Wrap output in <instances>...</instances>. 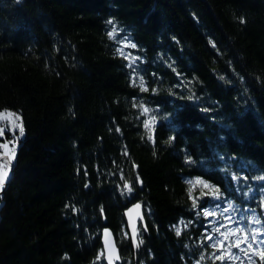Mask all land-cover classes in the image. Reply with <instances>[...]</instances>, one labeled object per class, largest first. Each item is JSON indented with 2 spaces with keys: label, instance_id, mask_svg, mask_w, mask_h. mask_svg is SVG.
I'll return each instance as SVG.
<instances>
[{
  "label": "trees",
  "instance_id": "1",
  "mask_svg": "<svg viewBox=\"0 0 264 264\" xmlns=\"http://www.w3.org/2000/svg\"><path fill=\"white\" fill-rule=\"evenodd\" d=\"M5 109L25 133L0 192V264H105L104 226L121 264H221L202 209L264 228V0H0ZM197 178L221 197L197 186L193 208Z\"/></svg>",
  "mask_w": 264,
  "mask_h": 264
},
{
  "label": "snow or ice",
  "instance_id": "2",
  "mask_svg": "<svg viewBox=\"0 0 264 264\" xmlns=\"http://www.w3.org/2000/svg\"><path fill=\"white\" fill-rule=\"evenodd\" d=\"M243 22V21H241ZM109 23H112L109 21ZM116 29L113 28L111 32L108 33V36L110 39H115ZM125 47H131L135 48V44H126ZM118 52L121 56H125L123 48L118 49ZM128 57L125 56V59ZM138 58H132V64L135 63V60ZM132 64H129V67H132ZM140 86L142 91H146L147 89L144 87V81L143 78H140ZM144 112H148V109L145 108ZM0 122H7V129L3 124H0V139H3L5 137V133L10 132L15 136L16 130H18L19 136H15V139L18 140L19 137H22L25 133L24 123L22 117L15 112L9 111L7 109L0 111ZM155 123V117L151 118V121H145L144 126L146 129L151 131V125ZM119 131V129H117ZM149 139H152L151 135L149 136ZM12 145L9 147V145ZM0 149H4L2 153H0V157H3L2 160H0V190H3L6 181L9 178L10 169L12 165V161L15 159L16 156V146L13 141H8L5 143H0ZM125 155H127V152H125ZM191 161H189L190 163ZM121 179H124L123 175H121ZM246 179V178H245ZM259 180H264V177H258ZM136 182L142 183L139 176L136 177ZM190 187L188 189L190 198L193 199V208H197L199 205L197 201L199 200V197H193L192 193L195 191L197 186H201L202 189H209V191H201V196H208L211 195L216 199H219L222 195L220 192V189L215 187L214 185L209 184L207 181H204L200 178H197L196 180L188 181L187 182ZM123 189L131 193L133 191V185L128 180L124 179ZM231 207V205H230ZM141 208L140 204L134 205V210L137 211V215H139V209ZM103 211V209H101ZM133 209L129 210V217L130 222L132 226V232H133V240L136 239V232L137 227L135 222L131 221V213ZM225 212L228 211V209L224 210ZM202 214L204 217H212L216 216L217 213L214 211H209L207 209H202ZM142 219V217H141ZM225 220H228L229 222L234 223V221H231L230 217H225ZM180 223H184L181 221ZM261 224V221L256 216L252 217L251 224L248 225L247 230H245L244 227H233V228H227V225H221L220 227L227 228V231H221L220 227L214 228V231L219 233V236L222 237V239H216L214 243L211 244V247L216 250L212 254V259L221 261V264L225 261L229 262H235L240 261V264H244V259H242L240 254H243V257L246 258L248 261V264H255L254 257L259 256L261 260V264H264V228H257L253 227L252 225H259ZM185 227L188 225L185 224ZM176 234L179 236L181 234V228L176 227ZM207 231V229H206ZM242 234L241 236H237L236 234ZM105 235V249L108 251V264H114L115 260H119V256L116 254L115 246L114 244L110 245V237L111 233L109 230L105 229L104 231ZM127 235V233H125ZM230 236L235 237L234 242H228ZM206 240H214V237L211 234H208L205 237ZM139 243H143V241H140ZM242 245H246V247H242ZM255 245V247H254ZM139 247V244L136 245ZM233 248L237 249V252H233ZM218 253V254H217ZM104 255L103 252L98 255L97 259H101V257ZM205 259V256L201 255L200 259L197 261V264H200L201 261Z\"/></svg>",
  "mask_w": 264,
  "mask_h": 264
},
{
  "label": "rangeland",
  "instance_id": "3",
  "mask_svg": "<svg viewBox=\"0 0 264 264\" xmlns=\"http://www.w3.org/2000/svg\"><path fill=\"white\" fill-rule=\"evenodd\" d=\"M0 111H3V110H0ZM9 111H10V110H9ZM12 112H13V111H12ZM15 113H18V112H15ZM18 114L20 115V113H18ZM20 116H21V115H20ZM0 124H3V125L6 127V129H7V127H8L7 122H0ZM15 136H19L18 130H16V132H15ZM15 136H14L12 133L6 131V133H5V137H4L3 139H0V143H5V142H8V141H13V142L15 143V146H16V154H17V150H18V140L15 139ZM22 137H23V136H22ZM22 137H19V138H22ZM11 146H12V145L10 144L9 147H11ZM3 151H4V149H0V153H2ZM15 157H16V156H15ZM2 159H3V157H0V160H2ZM14 160H15V159H14ZM14 160L12 161V163L14 162ZM10 176H11V169H10L9 178H10ZM9 178H8V180H9ZM8 180L6 181L5 185L7 184ZM4 187H5V186H4ZM1 191H2V190H0V192H1ZM135 202H140V201H135ZM135 202L130 203L127 207H125V209L128 208L131 204H133V203H135ZM140 203H141V202H140ZM141 204H142V203H141ZM0 205H1V201H0ZM125 209H124V210H125ZM124 210H123L122 213H123V217H124V220H125ZM142 210H143V217H144V225H143L141 222H139V226H138V229H137V242H138V244H139V236H138V235H139V229H140V227L145 228V216H144V206H143V204H142ZM230 210H231V208H229V211H227V213L223 216V218H219V217H218L219 220L217 219L216 216H213V220H214L216 223H215L214 226L212 227L213 233H212L211 235L214 237V240H212V243H214L216 239H222V237L219 236V233H217V232L214 231V228L220 227L221 225H227V228H233V227H244L245 230H247V227H248V226H245L244 223H242V222H240V223L235 222V221H240V220H241V219H240V216H239L237 213H234V212H232V211H230ZM253 216H254L253 214L248 215V217H247V219H248V225L251 224V222H252V217H253ZM225 217H230V218H231V221H234V223L229 222L228 220H225ZM252 226H253V227L260 228V225H252ZM105 227H108V226H104L103 228H105ZM125 227H126L127 235H128L129 238H130V235H129L128 230H127L126 222H125ZM103 228H102V229H103ZM109 228H110V227H109ZM227 228H225V227H220V230H221V231H227ZM102 229H101V231H102ZM110 229H111V228H110ZM112 232H113V231H112ZM236 235H237V236H241V238H242V234L237 233ZM100 236H101V233H100ZM100 240H101V239H100ZM130 241H131V238H130ZM234 241H235V237L230 236L229 241H228V242H225V243H226V245H227V243H229V242H234ZM116 243H117V240H116ZM131 244H132V242H131ZM117 246H118V244H117ZM118 247H119V246H118ZM132 247H133V245H132ZM242 247H246V245H242ZM133 250H134V252H136V250H137V246H136V248L133 247ZM119 251H120V249H119ZM237 251H238L237 249L233 248V252H237ZM240 255H241L242 259H244V264H246V258L243 257V254H240ZM120 257H121V262H122L121 252H120ZM121 262H120V263H117V264H121Z\"/></svg>",
  "mask_w": 264,
  "mask_h": 264
},
{
  "label": "water",
  "instance_id": "4",
  "mask_svg": "<svg viewBox=\"0 0 264 264\" xmlns=\"http://www.w3.org/2000/svg\"><path fill=\"white\" fill-rule=\"evenodd\" d=\"M136 204H140L141 205V208L139 209V215H137V211L134 210V205H136ZM130 209H133V211L131 213V221L135 222L136 227L138 229L139 222H141L144 225L142 204L140 202H135V203L131 204L128 208H126L124 210V216H125V222H126V225H127V230H128L129 235H130L132 245H133L134 248H136V245L138 244V242H137V232H136V239L134 241L133 238H132L133 237V232H132V226H131L130 217H129V210ZM141 217H142V219H141ZM105 229L109 230V232L111 233L110 245L114 244L115 250H116V254L119 257H120V251H119V247L117 246V243H116V237H115L114 233L112 232V230L109 227L103 228L102 231H101L100 239H101V244H102V252L104 253L103 258H104L105 264H108V260H107L108 251H107V249H105V235H104ZM120 262H121V257L119 258V260H115L114 264H117V263H120Z\"/></svg>",
  "mask_w": 264,
  "mask_h": 264
}]
</instances>
